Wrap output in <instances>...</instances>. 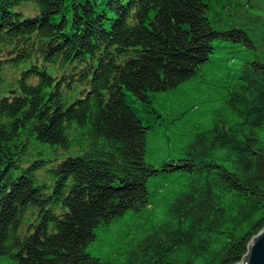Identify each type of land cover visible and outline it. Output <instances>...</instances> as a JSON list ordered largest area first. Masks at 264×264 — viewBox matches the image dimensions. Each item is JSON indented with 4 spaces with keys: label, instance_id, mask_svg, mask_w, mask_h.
I'll return each instance as SVG.
<instances>
[{
    "label": "trees",
    "instance_id": "trees-1",
    "mask_svg": "<svg viewBox=\"0 0 264 264\" xmlns=\"http://www.w3.org/2000/svg\"><path fill=\"white\" fill-rule=\"evenodd\" d=\"M9 68L0 264H108L90 247L127 213L117 264L242 261L264 227V0H0L6 87ZM206 70L224 104L166 122L181 156L149 165L153 94Z\"/></svg>",
    "mask_w": 264,
    "mask_h": 264
},
{
    "label": "rangeland",
    "instance_id": "rangeland-1",
    "mask_svg": "<svg viewBox=\"0 0 264 264\" xmlns=\"http://www.w3.org/2000/svg\"><path fill=\"white\" fill-rule=\"evenodd\" d=\"M50 71L52 70L50 69ZM20 72L21 69H7L4 78L8 80L6 85L11 86L6 87L4 83H0V98L4 97L6 88L7 90L13 88L15 76ZM218 80L216 76L206 70V73L202 74L201 77H192L175 89L153 94V103L155 107L162 111L166 121H162V118L157 119V121L162 122V125L156 126V130L152 128L148 133L146 162L149 165L158 168L164 162L181 156V146L171 149L172 147L167 145V142H169L168 136L172 135L176 137L177 135L166 126V122L172 118L182 119V113L184 112L187 116H192V118L194 115L202 123L207 125L211 123L210 116L204 118L201 114L206 110L210 113L213 109L220 108L224 104L227 89L224 85L219 84ZM142 118L146 123L148 121L153 122L151 115L145 111L142 112ZM176 131L179 130L176 129ZM45 150L47 152L50 151L48 148ZM171 181L173 182V174L172 176H167L159 173L151 176L148 180L151 196H160L164 185L167 184L166 186H168ZM131 224V214L127 213L124 218L115 220L109 225H102L97 229V239L90 247L91 253L107 259L108 264H117L111 258L114 257L118 247L120 248L121 245H125L124 240L130 233Z\"/></svg>",
    "mask_w": 264,
    "mask_h": 264
},
{
    "label": "water",
    "instance_id": "water-1",
    "mask_svg": "<svg viewBox=\"0 0 264 264\" xmlns=\"http://www.w3.org/2000/svg\"><path fill=\"white\" fill-rule=\"evenodd\" d=\"M237 264H264V227L251 239L246 255Z\"/></svg>",
    "mask_w": 264,
    "mask_h": 264
}]
</instances>
